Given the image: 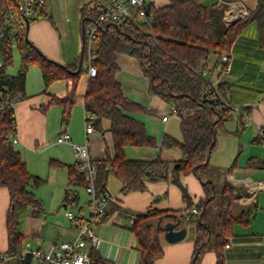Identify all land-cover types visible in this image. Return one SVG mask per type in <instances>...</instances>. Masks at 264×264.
<instances>
[{
	"label": "trees",
	"instance_id": "obj_1",
	"mask_svg": "<svg viewBox=\"0 0 264 264\" xmlns=\"http://www.w3.org/2000/svg\"><path fill=\"white\" fill-rule=\"evenodd\" d=\"M16 0H0V16L9 12ZM88 1L82 6L84 33V61L87 57L86 32L95 19L96 12L88 8ZM153 15L150 25L142 24L138 11L122 26L109 22L102 27L97 42L98 57L95 60L97 74L90 76L85 93V111L93 116L94 127H101L102 119L110 120L113 154L108 146L105 155L93 158L98 168L96 189L98 194L106 191L110 174H114L128 191H143L148 181H159L172 175L175 183L182 188L186 209H151L134 216L130 229L138 240L141 264H156V259L164 253L161 237L164 224L168 220L180 219V226H195V251L192 264H202L209 249V241L216 228L213 249L216 253L214 264H224V247L233 235L236 223L248 224L251 220L252 206L235 211L237 200L241 198L234 186L223 176L233 172L237 160L226 168L213 165L211 156L218 143V133L224 129V123L231 109L222 108L218 98L213 96L212 87L207 78L201 75L208 67L212 54L216 55L211 73L222 68L220 58L230 53L237 37L251 23L258 29L259 43L264 47V0H258L256 8L243 17L224 22L221 16L210 6L197 0H169L162 6L150 2L147 10ZM47 16L43 7H38L37 17ZM36 17V18H37ZM31 19L30 21L34 20ZM28 37V28L24 27L17 46L21 55V65L16 74H10L8 67L13 63V50L3 46L2 54L5 67L1 70L2 81L10 87L13 96L20 102L27 97L25 86L29 67L39 64L45 86L57 79L70 78L72 85L64 96L52 95L49 102L41 106L44 112L53 105L62 106V126L69 125L75 103L78 81L83 72L76 71L80 55L71 64H63L46 55ZM126 53L136 57L150 79L151 91L171 102L180 118L182 139L164 134L161 141L151 135L145 122L136 119L132 112L147 111L140 103L130 99L123 91L117 78L120 69L118 54ZM219 89L228 90L225 82ZM230 93V92H229ZM228 98V97H227ZM230 103V102H229ZM224 110L222 112V109ZM240 121L243 113H249L247 107L240 106ZM17 133V118L14 110L0 114V189L7 187L10 195V209L7 217L9 247L8 256L15 255L25 244L26 234L20 228L23 210L31 206L43 208V201L36 195L35 188L43 178L31 173L22 153L12 142ZM259 135L255 142H262ZM127 146L158 147L159 152L153 159H131L125 153ZM176 149L183 158L172 161L164 156V151ZM172 162H175L171 168ZM62 165L51 160V164ZM247 168H264V158L252 157ZM71 182L83 184V178L74 165H69ZM194 172L203 183L206 196L195 206L197 214L189 219L184 216L194 203L187 189L181 184L180 174ZM222 180L221 187L219 182ZM218 197V200H217ZM245 198L248 196H244ZM112 211V210H110ZM107 211L105 217L109 215ZM172 218V219H171ZM89 264H114L103 257L98 249L90 250ZM2 262V261H1ZM28 260L25 264H31ZM3 264V263H0Z\"/></svg>",
	"mask_w": 264,
	"mask_h": 264
},
{
	"label": "crops",
	"instance_id": "obj_2",
	"mask_svg": "<svg viewBox=\"0 0 264 264\" xmlns=\"http://www.w3.org/2000/svg\"><path fill=\"white\" fill-rule=\"evenodd\" d=\"M197 1L203 5H210L220 16L230 10L236 12L247 10L250 13L258 3V0ZM86 2L87 0H48V5L45 8L47 16L37 17L30 21L29 40L47 57L66 65L71 64L80 55L79 50L82 48L76 45L78 42L76 43L74 39L76 38L74 35H76L77 26H80L81 44L83 46L84 33L81 8ZM153 2L157 6H162L167 4L169 0H153ZM229 55L232 68L223 72L221 79L229 86L230 93L227 99L233 109L230 110L225 122L234 114L237 115L238 127L236 133L238 132V136L229 146H221L217 143L218 151H214L211 163L226 168V166L221 165L220 154L229 152L230 156H233L238 152L240 157L238 167L223 177L234 186L235 192L242 195L236 204L246 202V207L242 206L243 208L241 207L240 210L252 206L253 211L248 224L236 223L234 225L233 235L223 249L224 264H264V187L259 186V183L264 181V168L249 169L246 167L250 158H264L263 141L255 142V139L259 136L260 127L264 125V47L259 43L258 29L255 23L248 25L237 37ZM118 63L120 69L117 78L123 87L124 93L133 101L147 108L145 112H132L131 115L145 122L151 135L162 139V136L167 133L181 140L182 136L179 137L174 131L176 130L175 125L180 126V118L174 112L173 105L168 110L171 112L164 110L165 107H163L156 117L158 121L153 120L151 111L154 108L153 106L157 105V99L153 98V102L146 100H151L153 95L157 97L158 94L151 91L150 79L147 80V75L139 59L126 53H119ZM128 72L135 76L141 88L132 86L128 88V85H126ZM88 81L89 75L86 70L81 74L78 81L69 131L72 138L77 141L81 142L87 139L91 156L101 158L105 155L104 147L102 145L99 148L91 147L90 138L100 130L112 155L113 144L109 129L110 120L102 119L101 127L99 129L95 127L94 132L86 135L85 93ZM71 85L72 79L62 78L54 80L48 87L45 86L46 89L42 93L28 95L25 88L27 97L16 105L18 142L15 143V147L22 153L29 171L33 174L36 173L31 165V163L34 164V157H26L24 152L40 155V152L47 151V136L50 134L48 119L52 113H59L61 123L63 110L62 106L53 104L44 112L41 110V106L47 104L52 95H66ZM240 106L247 107L250 110L248 114L251 116V123L248 125L244 121L243 123L240 121V113L235 109ZM55 107H58L59 111ZM164 115H168L167 120L163 119ZM174 116L178 119L174 120ZM106 134L110 143L106 139ZM58 144H65L67 148L72 150V144L70 143ZM41 147L42 149L39 150ZM158 152V147L127 146L125 148L127 157L131 159H153ZM69 156L65 158L63 155L58 154L56 155L57 158L51 159L62 163V165L52 163V167H65L67 170L68 182L63 194L59 190L58 200H62V205L66 210L73 211V207H76L74 213L86 216L90 211V199L86 197L84 204H81L82 198L79 188L81 186L83 188L84 185L70 181L68 166L74 165L75 160H72V154ZM164 156L168 159L171 156H176L175 159H170L175 161L183 158V153L176 149H169L164 151ZM64 159L68 161L63 162ZM174 164L175 162H172L171 168ZM180 181L191 196L193 206L205 198L206 193L203 183L194 172L181 173ZM221 184L222 180L219 182V188ZM107 189L113 196V201L107 211H112L108 216H99L94 221L95 230L102 239L101 246L97 249L103 257L110 259L114 264H141V253L137 247L138 240L135 233L130 229L134 216L156 208L166 210L186 209L187 203L183 199L182 188L174 182L172 175H169L159 181H148L147 188L143 191H128L123 189V183L118 177L110 174ZM36 190L35 188V193ZM244 196L248 197L245 198ZM9 209V191L7 187H2L0 189V263L3 264H15L16 260L6 254L9 247L7 229ZM22 224L25 227L23 232L27 236L23 247L29 246L47 251L52 244L69 239L74 235V228L66 215V211L64 215L52 214L47 211L45 204L42 209H35L31 206L26 207L21 215L20 228H22ZM189 233L187 226L185 238L175 243L167 242L163 234L161 242L164 253L156 259V264H192L196 233L190 238ZM215 261L216 253L214 249L209 247L202 264H214ZM41 263L44 264L43 261Z\"/></svg>",
	"mask_w": 264,
	"mask_h": 264
},
{
	"label": "built area",
	"instance_id": "obj_3",
	"mask_svg": "<svg viewBox=\"0 0 264 264\" xmlns=\"http://www.w3.org/2000/svg\"><path fill=\"white\" fill-rule=\"evenodd\" d=\"M87 1L89 3L88 8L97 14L86 32L87 57L85 61L90 77L97 74L95 60L98 57L97 42L102 33V27L109 22L115 23L118 26L124 25L132 17L134 10L138 11L140 23L150 25L153 15L148 14L147 10L149 3L153 2V0ZM47 5L48 0H16V4L11 6L9 12L0 16V114L7 110L15 111L16 105L19 102L13 96L10 87L1 79V70L6 66L1 48L6 46L13 50L17 46L18 40L26 26V18L29 20L36 18L38 15V7L45 9ZM247 14H249L247 10L238 12L232 10L227 11L224 15V22L229 24L233 20ZM220 62L222 68L214 71L216 78H213L214 73H211L213 66L210 65L211 63L208 64V67L203 68L201 75L208 79L213 90V96L218 98L221 107L233 109V106L227 99L229 91L225 89L221 92L219 89V84L222 82L221 74L232 68L230 55L224 53L220 58ZM235 109L239 113H242L239 108ZM173 110L176 112L175 109ZM163 119L167 120L168 115H164ZM243 121L246 125L250 124V114L243 113ZM94 131L93 116L90 113H85L86 135ZM259 135L262 137L264 143V125L260 127ZM12 142H18L17 133L13 136ZM56 142L72 144L75 155V169L82 175L83 185L90 196V212L88 216H81L72 210H66V215L74 228V235L69 239L52 244L47 251L29 246L21 248L15 255L11 256L17 260V264H25L28 260L33 261L34 259L41 260L44 264H89L91 262V248L94 247L97 249L102 243V239L95 230L94 221L107 212L113 201V196L108 191L102 194L97 193L98 168L91 156L87 139L86 143H76L72 135L64 129L57 135ZM259 186L264 187V181L260 182ZM197 213L198 208L193 206L188 212L184 213V216L186 219H189L192 214Z\"/></svg>",
	"mask_w": 264,
	"mask_h": 264
},
{
	"label": "rangeland",
	"instance_id": "obj_4",
	"mask_svg": "<svg viewBox=\"0 0 264 264\" xmlns=\"http://www.w3.org/2000/svg\"><path fill=\"white\" fill-rule=\"evenodd\" d=\"M74 37H76V38H74L76 43L78 42L76 45L78 47H82L80 26H77L76 35H74ZM81 49L79 50V54L81 52ZM13 56H14V60H13V63L8 67V72L11 74H16L18 69L20 68V65H21V55H20L18 46L13 48ZM215 57H216L215 54L211 55V57H210V60H211L210 63L211 64L210 65L214 64ZM84 67H87L86 61L84 62ZM128 73L129 74L126 77V85H128V88L130 86L141 88L139 86L140 84H138L135 76H133V74H131L130 72H128ZM146 78L149 81L148 77H146ZM213 78H216L215 73L213 75ZM25 88H26L28 95L35 94V93H42L46 89L45 83L43 80V76H42V72H41V68H40L39 64L36 63V64H33L29 67V69L27 71ZM153 98L157 99V105L153 106L154 108L151 111V116H152L153 120L158 121V119L156 117L160 114L161 109L163 107H165L164 110L168 111L171 109L170 106L173 104L171 102L163 99L159 95L157 97L153 95L151 100H146V101L153 102ZM55 108H57L56 110L59 111L58 107H55ZM168 112H171V111H168ZM72 115H73V109H72L71 119H72ZM173 118H174V120L178 119L175 116ZM71 119H70L69 125L71 123ZM61 121H62V113H61ZM237 121H238L237 115L234 114L229 120H227L225 122L224 129H221L219 131V134H218V144H221V146H225V145L229 146L231 144V142H233V140L235 138H237V136H238L237 135L238 132L236 133V129L238 127ZM69 125L67 127H63L62 123H60L59 113H52L48 119V129H49L50 134L47 136V142H48L47 151L40 152V155H35L33 153L24 152V155L26 157H29V158L34 157V164L31 163V165H32L33 169H35V171H36L35 174L39 175L43 178L42 184L36 188L37 189L36 190L37 196L43 200L47 211L49 213L56 214V215L57 214L64 215V213L66 211V208L62 205V200H58V193L60 190V192L62 191V194H63L64 188L67 185L68 179H67L66 168L65 167H52L51 159L57 158L56 155H58V154L63 155L65 158L70 157L69 155L72 154V160L73 159L75 160L73 147H72V150H70L69 148H67L65 146V144H58L56 142L57 135L61 131H63L64 129H66L70 133ZM175 129L176 130H174V131H176L177 135H179V137H181L182 133L180 132V126L177 127L175 125ZM156 138L159 140V142L161 141V139H159L158 137H156ZM106 139L109 141V137L107 134H106ZM73 140H74V142L80 143V144L86 143V139L81 141V142L75 140L74 138H73ZM109 143H110V141H109ZM90 145L93 148H99L102 145L105 149V147H106L105 139H104L100 130H98L94 134V136L92 138H90ZM110 146H111V144H110ZM41 149H42V147L39 150H41ZM216 150L218 151V147H216L215 152H216ZM215 152H213V154ZM220 156H221V165L229 167L234 163L235 159L238 156V152H236L233 156H230L229 152L223 153L222 155L220 154ZM169 158L175 159L176 156H171ZM211 158H212V156H211ZM239 158L237 160V164L239 162ZM62 161L67 162L68 160L64 159ZM79 190L81 192V198H82L81 204H84L86 197L87 198L89 197V199H90V196L86 192L85 187L82 188V186H81L79 188ZM217 200H218V197H217ZM245 204H246V202H242V203L239 202L238 204L235 205L234 210L239 211L242 206L245 208L246 207ZM74 210H76V207H73V211ZM88 215H86V216H88ZM191 225L192 224H190L188 226V229L190 232L189 238L194 236V234H195L194 226H191ZM21 229L23 231L25 229L23 224H22ZM215 231H216V228L213 224V233H212V237L209 241V247L211 249H213L214 242H215L214 241ZM15 264H17V260H15ZM32 264H42V263L38 259H34Z\"/></svg>",
	"mask_w": 264,
	"mask_h": 264
},
{
	"label": "water",
	"instance_id": "obj_5",
	"mask_svg": "<svg viewBox=\"0 0 264 264\" xmlns=\"http://www.w3.org/2000/svg\"><path fill=\"white\" fill-rule=\"evenodd\" d=\"M26 26L29 29L30 20L28 18H26ZM27 39L29 40L28 37ZM41 54L45 55L42 51H41ZM83 63H84V46H82V49H81L78 68L76 71H72V72L79 73L83 68ZM180 221H181L180 219L176 221L168 220L164 224V237L167 242L175 243L185 238L187 234V226H180Z\"/></svg>",
	"mask_w": 264,
	"mask_h": 264
}]
</instances>
